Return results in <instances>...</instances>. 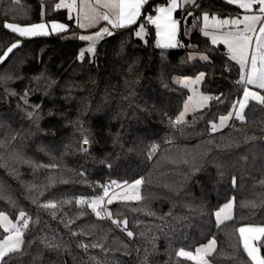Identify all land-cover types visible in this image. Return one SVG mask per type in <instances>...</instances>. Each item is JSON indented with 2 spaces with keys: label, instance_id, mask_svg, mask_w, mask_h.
I'll return each mask as SVG.
<instances>
[{
  "label": "trees",
  "instance_id": "16d2710c",
  "mask_svg": "<svg viewBox=\"0 0 264 264\" xmlns=\"http://www.w3.org/2000/svg\"><path fill=\"white\" fill-rule=\"evenodd\" d=\"M57 3L0 0V56L19 42L0 62V213L28 215L20 251L1 264H199L177 253L211 239L214 264H252L239 229L264 224V105L250 101L243 120L212 130L245 84L241 66L201 31L205 12L232 17L244 10L227 0L182 5L176 12L182 46L165 49L157 47L146 14L166 0H149L136 24L101 39L95 55L81 61L87 41L79 39L75 16ZM52 20L67 31L20 37L4 27ZM141 24L145 39L135 35ZM200 72L202 89L221 92L220 99L174 124L189 95L176 76ZM25 93L39 106L27 104ZM141 177L142 200L109 205L121 229L76 203L112 181ZM231 199L232 218L218 224L216 211ZM6 234L0 224V241Z\"/></svg>",
  "mask_w": 264,
  "mask_h": 264
},
{
  "label": "snow or ice",
  "instance_id": "6c2138e0",
  "mask_svg": "<svg viewBox=\"0 0 264 264\" xmlns=\"http://www.w3.org/2000/svg\"><path fill=\"white\" fill-rule=\"evenodd\" d=\"M19 3V0H17ZM97 3L102 7L108 8L109 12H95L94 15L84 14V19L88 20V27L93 26L97 20L102 19L106 21L109 25H111L114 29H121L129 27L135 24L138 18L142 15V8L145 4L148 3V0H97ZM229 4H236L240 9H243L245 13L250 12L253 9L254 5H258V15H248L245 14L243 18H232V19H219L217 17H212V23L209 24V14L207 12L203 13V28L201 31L205 37L211 38L212 45L225 44L228 48V52L230 54V59L236 61L240 64L242 74L240 78V83H244L246 85H253L261 91H253L248 87H245L243 90L242 99L238 100L236 104L233 105L235 109L238 105L239 110L235 112V115L238 119L243 120V111L248 106V102L255 101L260 105H264V95L261 94L264 91V0H227ZM183 5H192L193 7H199L196 3V0H166V6H160L155 9L158 13L153 16L151 14L146 15V20L148 23H151L157 28V36L161 35V28H163L164 35V43H161L159 40L157 41V47L160 48H177L182 45L176 39L179 26L181 21L174 18L173 13H175L178 8ZM76 5V0H70V2H66V0H60V3L55 5L56 9H60L62 6L71 10ZM95 11V10H94ZM186 16L192 17L193 12L187 11ZM163 22V23H161ZM77 23L79 27H86L85 24L80 23L79 18L77 19ZM259 24V28L257 29L256 25ZM243 25L241 28L240 26ZM4 27L9 29L11 32L18 34L20 37H36L42 35H50L52 33L60 34L67 31V26L63 23H58L56 21L51 22V32L48 31V24L46 23H35L27 26H20L14 23H5ZM211 30V31H210ZM145 32V25L141 24L139 26V30L135 32L136 37H141V33ZM115 33L112 32L108 27L101 28L98 32L93 35H82L79 37L80 40L89 41V45L87 49L81 50L79 52L78 59L83 61L87 53H91L93 56L95 55L96 42L104 37H111ZM255 37V47L253 48V38ZM19 46V42L13 43L6 52H4L3 56H0V62L6 59L15 48ZM251 52L250 57V70H246V66L249 60V53ZM204 61L209 60L208 55H204L201 57ZM205 73L200 72L195 79L185 77V87H187L188 83L198 84L202 82L205 78ZM191 99V97L189 98ZM212 99L210 96L201 95L200 100L203 104L204 102ZM217 100L220 97H216ZM38 107V106H37ZM187 111V104L185 105V112ZM29 117L33 115L32 112L28 113ZM232 113H229V117H221L220 124L222 125L225 119L230 118ZM184 122V113H181L180 117L175 120L174 124H181ZM212 130L215 132L218 130V125L213 123L211 125ZM85 144H88L89 141L87 139L84 140ZM155 150V149H154ZM151 158V156L149 157ZM54 167V166H53ZM116 181H112L111 184H116ZM144 183V179L138 178L132 184L128 185L125 182V185L128 188L133 189L132 194L124 193V200H142L143 197L140 195L139 188ZM233 183H235V179H233ZM109 189L108 187L104 188V196H108ZM103 199L104 197H100L99 199H92L90 202L85 199H78L76 203L78 205L87 204V207L95 213L97 218L103 219L102 211H106L103 208ZM113 199L110 198L107 200L108 205L113 203ZM44 208H52L55 209L57 205L55 203H47L42 205ZM232 205H225V208H231ZM225 208H221L220 211L215 213L218 224L222 221L220 220L221 213L224 212ZM26 214L21 212L20 217L23 218ZM108 218H111L112 213L109 211L107 213ZM7 218L0 214V220H6ZM10 223V222H9ZM112 223L119 224L120 222L117 220H113ZM123 223L127 224V221H123ZM24 228L28 227V223L25 220L23 224ZM5 231H10L13 235L7 236L3 242H0V262H3L5 257L9 255V253H16L20 251L21 246L24 241L22 239L23 233L19 227L13 225L11 228H6ZM241 234V238L243 241V247L248 257L251 259L252 264H264V256H261L259 253V248L254 244L250 243L251 240L256 239V236L259 235L264 237V227H241L239 229ZM249 233V236L245 234ZM76 235V233H73ZM129 237L133 236L131 231L127 232ZM215 240L209 241L207 245H204L202 248H197L196 253L199 254L204 252L205 254L210 255L211 252L215 248ZM50 247H59L56 244H50ZM81 247L87 249L88 245L83 244ZM92 247H97V245H92ZM178 256L187 257L189 259L194 258L193 253L185 251L184 249H180L177 253ZM201 264H207L206 261H201Z\"/></svg>",
  "mask_w": 264,
  "mask_h": 264
},
{
  "label": "rangeland",
  "instance_id": "374dc122",
  "mask_svg": "<svg viewBox=\"0 0 264 264\" xmlns=\"http://www.w3.org/2000/svg\"><path fill=\"white\" fill-rule=\"evenodd\" d=\"M66 2H70V1H67L66 0ZM63 7V6H62ZM69 10V9H68ZM72 12H73V10L71 9V10H69V13L73 16V14H72ZM76 17H77V19L79 18V21L81 20V14H79V12H76ZM245 14H248V15H258L259 13H258V9H257V11L255 10V9H252L250 12H247V13H245V11L243 12V13H241V14H239V15H236V16H232V17H221V16H219V15H216V14H214V15H210L209 14V24H211L213 21H212V17H217V18H219V19H232V18H236V17H239V18H243V16L245 15ZM43 23H46V24H48V31L49 32H51V22H47V21H42ZM37 23H41V22H37ZM58 23H60V22H58ZM14 24H18V25H20V26H27V25H31V23L30 24H21V23H14ZM32 24H35V23H32ZM78 24V23H77ZM203 24H204V22H203V16H202V18H201V29L203 28ZM79 26V25H78ZM259 24H257L256 25V27H257V29L259 28ZM241 28L243 27V25H241L240 26ZM81 28V27H80ZM83 29V28H82ZM101 28H99V29H92V30H82V31H79V33H78V36L80 37V36H82V35H93L94 33H96V32H98L99 30H100ZM145 30H146V28H145ZM211 31V30H210ZM145 35H146V31L145 32H143V33H141V38L142 39H145ZM209 38H210V36H209ZM103 39V38H102ZM211 39V38H210ZM101 40V39H100ZM99 40V41H100ZM99 41H97L96 42V45H97V43L99 42ZM89 41H87V43H86V45H85V47L83 48V50L84 49H87V47H88V45H89ZM218 45H220L221 47H224L225 49H226V51L228 52V48H227V46L225 45V44H223V43H221V44H218ZM255 47V37L253 38V48ZM90 55H92L91 53H89ZM228 54H229V52H228ZM204 55H206L205 53H201V52H192V54H191V56L192 57H199L200 59H202L201 57L202 56H204ZM229 56H230V54H229ZM250 57H251V52L249 53V60H248V64H247V66H246V70H250ZM239 64V63H238ZM240 65V64H239ZM197 76V75H196ZM196 76H176V80H177V82L180 84V85H182L183 87H185V82H184V78L185 77H189V78H192V79H195V77ZM201 84H202V82H200V83H198V84H192V83H188L187 84V87H185V88H187L188 90H189V95H188V97H187V99H186V101L184 102V105H183V108H182V110H181V112L179 113V115H178V118L180 117V115H181V113H184V120L185 119H187L189 116H191V113H193L194 111H196V110H199V109H202V108H204L205 106H207V105H209L210 104V102H211V99L210 100H208V101H206V102H204L203 104L201 103V100H200V97H201V95H203V96H210L211 97V95L209 94V93H207L206 91H204L203 89H202V87H201ZM245 87H248L250 90H253V91H261L260 89H258V88H256L255 86H253V85H244V88ZM244 90V89H243ZM263 92L264 91H262L261 92V94L263 95ZM191 97V99H189ZM242 97H243V91H242V93H241V95L239 96V99H237L236 100V102L238 101V100H240V99H242ZM23 100L27 103V104H33L34 106H39V104H36V103H34L32 100H31V96H30V94L29 93H25V95L23 96ZM251 101V100H250ZM249 101V102H250ZM249 102H248V104H249ZM187 104V111L185 112V105ZM246 109V108H245ZM245 109H244V111H243V116L245 117ZM239 110V108H238V105H237V107L234 109L233 107H232V109L230 110V112L229 113H232V115L230 116V118H227V119H225V121H224V123L221 125L220 124V118L221 117H229V113L228 114H226V115H222L220 118H219V120L215 123V124H217L218 125V129H223L225 126H227L229 123H230V121L233 119V118H237V116L235 115V112L236 111H238ZM238 119V118H237ZM138 179V178H137ZM136 180V179H135ZM135 180H132V181H130L129 183H128V185H130V184H132ZM142 187V185L140 186V188H139V192H140V195H141V188ZM128 188V187H127ZM129 189H131V188H129ZM97 199H99V198H97ZM228 204H231L232 205V207L229 209V208H225V205H228ZM221 208H225V210H224V212H222L221 213V217H220V220L223 222V221H226V220H228V219H230V218H232V216H233V214H234V200L233 199H231V200H229L228 202H226L225 204H223L221 207H219V209L217 210V211H220V209ZM216 211V212H217ZM23 213H25V212H23ZM0 214H3L7 219L6 220H0V224L2 225V227H3V229L5 230L6 228H11L13 225H15L16 227H19L20 228V230L22 231V233L24 232L23 231V224H24V221L26 220H28V215H27V213H25L26 215L23 217V218H21L20 217V214L18 215V216H16V218H13L12 217V215H10L9 213H7V212H2V213H0ZM216 216V215H215ZM10 222V223H9ZM241 227H254V228H257V227H264V224H244V225H242ZM240 227V228H241ZM10 235H13V233L12 232H10V231H7V234H6V236L4 237V238H2L1 239V241L0 242H3L4 241V239L7 237V236H10ZM246 236H249L250 234L249 233H246L245 234ZM263 238L264 237H261V236H259V235H257L256 236V239H254V240H251L250 241V243H252V244H254L256 247H258L259 248V253H260V255L261 256H264V248L261 246V244H260V241L261 240H263ZM22 239H23V236H22ZM242 239V238H241ZM211 240H213V239H211ZM210 240V241H211ZM215 240V239H214ZM215 242H216V240H215ZM209 243V241L207 242V243H205V244H203V245H201V246H199L198 248H202L204 245H207ZM242 243H243V241H242ZM22 247V246H21ZM215 247H216V243H215ZM215 249V248H214ZM186 251V250H185ZM188 252H191V253H193V257L194 258H192L193 260H195V261H197L199 264H201V261H206L207 262V264H214L210 259H209V255L208 254H205L204 252H201V253H199V254H197L196 253V251L195 252H193V251H188ZM212 253V252H211ZM2 262H0V264H1Z\"/></svg>",
  "mask_w": 264,
  "mask_h": 264
},
{
  "label": "crops",
  "instance_id": "0c3cea01",
  "mask_svg": "<svg viewBox=\"0 0 264 264\" xmlns=\"http://www.w3.org/2000/svg\"><path fill=\"white\" fill-rule=\"evenodd\" d=\"M67 1H70V0H67ZM149 1V0H148ZM181 2H182V0H181ZM146 5V4H145ZM144 5V6H145ZM183 5V4H182ZM161 6H166V5H161ZM160 7V6H159ZM68 9V8H67ZM179 9V8H178ZM253 9H255L256 11H257V9H258V5H254L253 6ZM72 10H73V12H72V14H73V16H75V18H76V23H77V17H76V12H79V14H81L82 16V18H81V20H80V23H83V24H85L86 25V27H84L83 29L82 28H80L79 26H78V24H77V26H78V28H79V30L80 31H82V30H92V29H99V28H104V27H108L112 32H115L117 29H114V28H112L111 27V25H109L106 21H104V20H102V19H99V20H97L96 21V23L93 25V26H91V27H88L87 25H88V20H86V19H84V14H88V15H94L95 14V12H109V9L108 8H105V7H102L100 4H98L97 3V0H76V5H75V7H73L72 8ZM95 10V11H94ZM143 10H144V7L142 8V12H143ZM69 11V10H68ZM177 12V11H176ZM176 12L175 13H173V16H174V18H176V19H178L177 17H176ZM158 13L156 12L155 14H154V16L155 15H157ZM142 16V15H141ZM139 17L138 18V20H137V22L140 20V18H142V17ZM52 21H56V22H60V21H57V20H52ZM52 21H49V22H52ZM136 22V23H137ZM8 23H18V22H8ZM60 23H63V22H60ZM135 23V24H136ZM161 23H163V22H161ZM63 24H65L66 26H67V29H68V25L66 24V23H63ZM155 26V25H154ZM156 27V26H155ZM179 28H180V26H179ZM138 30H139V28H138ZM137 30V31H138ZM146 32H147V30H145ZM161 35L160 36H157V41L159 40L161 43H164L165 42V40H164V35H163V28H161ZM156 33H157V28H156ZM146 36V35H145ZM176 39L179 41V29H178V33H177V36H176ZM229 125V124H228ZM227 125V126H228ZM226 127V126H225ZM224 127V128H225Z\"/></svg>",
  "mask_w": 264,
  "mask_h": 264
},
{
  "label": "built area",
  "instance_id": "2783aa9c",
  "mask_svg": "<svg viewBox=\"0 0 264 264\" xmlns=\"http://www.w3.org/2000/svg\"><path fill=\"white\" fill-rule=\"evenodd\" d=\"M147 14H151L154 16L153 13L149 12ZM146 14V15H147ZM220 97L221 96V92L219 93H216L214 95H212V99L211 100H214L216 99V97ZM176 126V125H175ZM155 149V150H154ZM153 152L156 153L157 152V149L156 148H153ZM129 182H127L128 184ZM108 189H109V194L108 196H104V192L98 196H90V195H80L79 196V199H85L86 201L90 202L92 199H97V198H100V197H104L103 199V208L106 210V211H102V216H103V219L107 220L108 222H110L111 224H113L114 226H116L117 228H122L121 224H114L112 223L113 220H116L115 218H113V216H111V218H108V215L107 213L110 211L109 210V205L107 203V200L112 198L113 201L115 200H124L123 199V195L125 192H127L128 194H132V192L134 191L133 189H129L127 188V186L125 185V183H116V184H110L108 186ZM127 201V200H126ZM118 221V220H117Z\"/></svg>",
  "mask_w": 264,
  "mask_h": 264
},
{
  "label": "water",
  "instance_id": "95a60500",
  "mask_svg": "<svg viewBox=\"0 0 264 264\" xmlns=\"http://www.w3.org/2000/svg\"><path fill=\"white\" fill-rule=\"evenodd\" d=\"M222 48H224V47H222ZM190 117H191V116H189V118H190ZM87 145H88V144H85V143H84V148H87Z\"/></svg>",
  "mask_w": 264,
  "mask_h": 264
}]
</instances>
